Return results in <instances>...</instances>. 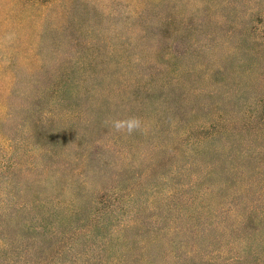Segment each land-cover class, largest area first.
Instances as JSON below:
<instances>
[{"label":"rangeland","instance_id":"374dc122","mask_svg":"<svg viewBox=\"0 0 264 264\" xmlns=\"http://www.w3.org/2000/svg\"><path fill=\"white\" fill-rule=\"evenodd\" d=\"M251 114L264 0H0V264H264Z\"/></svg>","mask_w":264,"mask_h":264},{"label":"trees","instance_id":"16d2710c","mask_svg":"<svg viewBox=\"0 0 264 264\" xmlns=\"http://www.w3.org/2000/svg\"><path fill=\"white\" fill-rule=\"evenodd\" d=\"M261 101L262 100H260L259 103H261ZM249 117H250V121L248 123H246L243 128L247 129V128L251 127L252 125H255V126H258V127L257 128H252L251 134L256 136V137H260V136L264 135V129H262V127H261L263 125V123H264V117H260L259 115H256V114L255 115L251 114V115H249ZM234 120L235 119L233 117L230 119V117H227V116L225 117L224 114L219 113L217 115V117H215L213 122H214L215 125L217 124L220 127L225 128L227 130V132H229L230 130L233 129L232 128V123L234 122ZM259 122H260V124H259ZM257 123H258V125H256ZM213 127H215V126H213ZM193 130L194 129H186V130L184 129V131H183L184 132L183 133L184 136H187L188 138L193 136L194 135V131ZM258 132H259V134H258ZM197 133H201V131L199 130V127L197 129ZM180 138L182 139V136H180ZM135 144L136 143L134 142V145ZM146 174L150 175V172L148 171V172H146ZM70 211L71 212H76L74 209H71V207H70Z\"/></svg>","mask_w":264,"mask_h":264},{"label":"clouds","instance_id":"9594fccd","mask_svg":"<svg viewBox=\"0 0 264 264\" xmlns=\"http://www.w3.org/2000/svg\"><path fill=\"white\" fill-rule=\"evenodd\" d=\"M110 126L117 133L132 135L142 130V121L139 117L132 116L125 119L113 120Z\"/></svg>","mask_w":264,"mask_h":264}]
</instances>
